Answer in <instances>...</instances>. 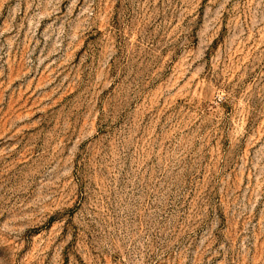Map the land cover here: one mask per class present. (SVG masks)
<instances>
[{
    "label": "rangeland",
    "instance_id": "obj_1",
    "mask_svg": "<svg viewBox=\"0 0 264 264\" xmlns=\"http://www.w3.org/2000/svg\"><path fill=\"white\" fill-rule=\"evenodd\" d=\"M0 264H264V0H0Z\"/></svg>",
    "mask_w": 264,
    "mask_h": 264
}]
</instances>
